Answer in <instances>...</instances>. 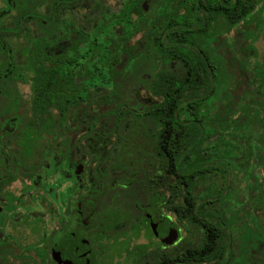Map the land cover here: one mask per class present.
I'll use <instances>...</instances> for the list:
<instances>
[{"label":"trees","instance_id":"16d2710c","mask_svg":"<svg viewBox=\"0 0 264 264\" xmlns=\"http://www.w3.org/2000/svg\"><path fill=\"white\" fill-rule=\"evenodd\" d=\"M91 2L82 20L49 6L46 35L25 52L35 86L31 108L60 111L61 125L84 111L85 125L99 126L113 145L107 165L124 169L130 186L149 179L165 185L172 175L171 200L159 186L144 188L154 212L170 205L173 228L189 234L168 264H230L233 238L244 249L263 237L264 181L254 173L264 170V61L255 47L264 0ZM152 122L159 126L153 148ZM251 157L250 210L235 181L249 173ZM150 163L162 172L151 175ZM94 214L106 216L94 223L108 224L126 216ZM104 238L92 241L102 246ZM146 256L142 249L134 264H165ZM93 264L115 263L94 248Z\"/></svg>","mask_w":264,"mask_h":264},{"label":"flooded vegetation","instance_id":"af4514ba","mask_svg":"<svg viewBox=\"0 0 264 264\" xmlns=\"http://www.w3.org/2000/svg\"><path fill=\"white\" fill-rule=\"evenodd\" d=\"M52 3L60 4V15L81 20L93 7L91 0H0V264H93L94 248L115 264H134L142 249L146 258L168 264L172 248L184 239L181 230L187 229L173 228L170 205L155 213L144 188L153 192L159 186L171 200L172 175L165 185L149 179L144 186H130L124 169L107 165L113 145L99 136V126L85 125L90 121L81 118L84 111H72L69 124L61 125L60 111L31 108L35 86L25 52L32 39L41 42L46 35ZM158 127L152 122L148 131L152 148ZM254 160L244 176L248 180L239 179L245 183L240 201L250 210ZM149 166L151 175L162 172ZM259 171L260 177L254 176L262 182L264 170ZM117 210L126 212L124 221L93 222L94 213ZM260 216L258 248L250 240L243 249L233 238L230 264H264V209ZM99 234L105 237L102 246L92 241Z\"/></svg>","mask_w":264,"mask_h":264},{"label":"rangeland","instance_id":"374dc122","mask_svg":"<svg viewBox=\"0 0 264 264\" xmlns=\"http://www.w3.org/2000/svg\"><path fill=\"white\" fill-rule=\"evenodd\" d=\"M261 37H260V39L256 42V44H255V47H256V49H257V52H258V54H259V59L261 60V61H264V32H262V34L260 35ZM255 173H257V174H259L260 173V171L259 170H257ZM261 174V173H260ZM260 174H259V177H260ZM243 176V175H242ZM242 176H240L239 178H242ZM241 180H237V186L238 187H243L244 185H245V183L244 182H242ZM230 198H232V197H230ZM176 218L174 217V220H175ZM182 231V238H184V239H186L187 237H188V233H187V231L184 229H182L181 230ZM183 239V240H184ZM190 240H192V238H190Z\"/></svg>","mask_w":264,"mask_h":264}]
</instances>
